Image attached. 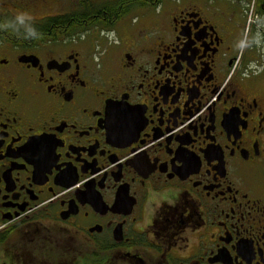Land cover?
<instances>
[{"label": "flooded vegetation", "instance_id": "1", "mask_svg": "<svg viewBox=\"0 0 264 264\" xmlns=\"http://www.w3.org/2000/svg\"><path fill=\"white\" fill-rule=\"evenodd\" d=\"M0 264H264V0H0Z\"/></svg>", "mask_w": 264, "mask_h": 264}, {"label": "clouds", "instance_id": "2", "mask_svg": "<svg viewBox=\"0 0 264 264\" xmlns=\"http://www.w3.org/2000/svg\"><path fill=\"white\" fill-rule=\"evenodd\" d=\"M2 27L15 30L23 29L25 38H39L40 36L31 15L26 12H18L11 20L6 21Z\"/></svg>", "mask_w": 264, "mask_h": 264}, {"label": "snow or ice", "instance_id": "3", "mask_svg": "<svg viewBox=\"0 0 264 264\" xmlns=\"http://www.w3.org/2000/svg\"><path fill=\"white\" fill-rule=\"evenodd\" d=\"M41 146H42V141H33L30 143L29 147L33 149V151L35 152H39L41 151ZM59 159L58 157H55L53 156L52 157V160H53V163L55 162V160ZM177 159H184L183 157L181 156H177ZM215 159V157H213L211 154H209V157H208V163L210 164L212 162V160ZM185 164L187 165L188 163H190L189 160H185L184 161ZM198 163V162H197ZM69 180H71L73 183H75V177H74V170H73V175L69 176L68 177ZM243 255V252L241 253Z\"/></svg>", "mask_w": 264, "mask_h": 264}]
</instances>
